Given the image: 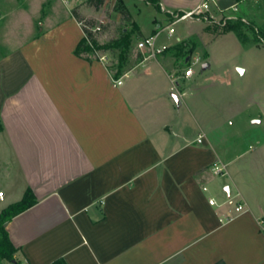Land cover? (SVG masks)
I'll list each match as a JSON object with an SVG mask.
<instances>
[{
	"label": "crops",
	"instance_id": "obj_1",
	"mask_svg": "<svg viewBox=\"0 0 264 264\" xmlns=\"http://www.w3.org/2000/svg\"><path fill=\"white\" fill-rule=\"evenodd\" d=\"M203 1L159 0V10L169 17ZM46 2L36 31L0 48V212L28 188L37 199L7 223L18 251L0 264H264V143L247 156L241 131L219 124L222 98L195 68L177 72L196 44L178 36L173 53L115 79L101 58L76 54L84 32L73 9L86 0H51L48 12ZM211 4L215 17L264 21V0ZM139 26L142 38L156 32Z\"/></svg>",
	"mask_w": 264,
	"mask_h": 264
},
{
	"label": "rangeland",
	"instance_id": "obj_2",
	"mask_svg": "<svg viewBox=\"0 0 264 264\" xmlns=\"http://www.w3.org/2000/svg\"><path fill=\"white\" fill-rule=\"evenodd\" d=\"M116 1L105 0L104 6L99 10L89 6L86 2L81 4V7L78 6L84 14L93 15L84 16L86 19H94L96 22L93 28L98 31L95 36L101 45L111 44L110 42L122 34L120 21H115L110 16ZM38 2L39 0H0V4L6 7L9 13L8 16H5L0 11V15H3L0 17V38L2 35V39L5 41L7 39L8 42L0 43V48H4L5 45L6 47L11 46L14 40H19L22 37L27 39L30 31H36L38 27L37 18L42 15V13L38 15ZM50 3L51 0H47L45 4L44 8L47 12ZM125 4L146 35L151 34L154 28L157 31L159 28L173 23L171 25L175 28V32L169 34L167 30H163L159 36L160 42L172 43L165 52L169 51V54L174 52L171 47L173 48L181 42L176 41L178 36L180 38L186 37L185 39L189 42L188 48L196 44V53H189L194 56H191L187 62L188 64L185 63L177 72L183 74L184 70L192 65L195 68L193 76L204 77L203 81L205 80V82L203 83L210 84L211 90L222 98V105L226 104L229 107L223 114H220L219 124L230 127L233 131L240 130V136L237 137L244 143L243 148L246 147L247 156H253L254 152L250 150H254L256 142L264 143V21L253 17L255 15L242 17L238 13L230 19L229 23H240L242 25L241 38L231 31L223 36H218L217 40L207 43L222 30L221 24L227 22L228 19L219 16L213 17L211 20L205 18L208 22L206 24L209 33L204 34L205 22L195 20L196 17L176 20L177 15L174 14L168 17L164 11L159 10L155 5L145 0H125ZM18 6L20 8L16 11L15 8ZM250 6L253 9L250 14L256 13L258 9L255 4L250 3ZM102 13L104 15L101 18ZM48 14L46 13L44 18L48 19ZM154 18L161 21L160 27H156L153 22ZM106 24L110 26L103 29L102 26ZM99 28L100 30H98ZM141 38L142 36H134L127 67L140 62L145 57L144 52L138 49L136 45ZM205 50L209 53L210 68L204 71V75H201V66L206 59L202 53ZM119 51L117 48L99 50L97 55L106 64L117 66L119 64ZM186 55H188V52ZM181 60L180 57L179 61ZM220 108L222 107L220 106ZM236 110L241 112L237 114L235 113ZM254 119L258 122H253ZM229 121H231L230 126ZM261 158L264 159V153L261 154Z\"/></svg>",
	"mask_w": 264,
	"mask_h": 264
},
{
	"label": "trees",
	"instance_id": "obj_3",
	"mask_svg": "<svg viewBox=\"0 0 264 264\" xmlns=\"http://www.w3.org/2000/svg\"><path fill=\"white\" fill-rule=\"evenodd\" d=\"M148 3L155 5L160 9L159 0H145ZM86 3L99 10L105 4V0H86ZM113 10L120 13V22L122 34L112 42L111 44L101 45L95 34L98 32L94 30L96 22L94 19H86V17L79 12L78 7L73 9V14L75 18L80 22L82 30L84 32L83 38L80 40L76 47V54L89 60L93 61L95 59H100L97 55L99 50H110L112 48H117L119 51L118 59L119 64L115 66L114 64H106L110 74L113 78L118 79L128 72L135 64L127 67V61L129 58L130 50L133 46L134 36H141V30L139 24L133 19L132 13L126 6L124 0H117L114 4ZM183 13V12H180ZM227 22L221 24L222 30L217 33L216 36H221L228 32H235L239 38L242 37V25L240 23H229ZM102 26V25H101ZM109 24L103 25L102 28L105 29L109 27ZM100 30V28L98 29ZM137 45V44H136ZM140 52V51H139ZM185 55L191 53L190 50L185 51ZM0 128L2 124L0 122ZM37 202L34 192L31 188H28L24 193L23 197L10 205L4 207L0 212V262L3 260H14L15 254L18 251V247L12 242L8 230L7 223L17 214L28 209L33 204ZM49 264H67L63 258L57 259Z\"/></svg>",
	"mask_w": 264,
	"mask_h": 264
},
{
	"label": "built area",
	"instance_id": "obj_4",
	"mask_svg": "<svg viewBox=\"0 0 264 264\" xmlns=\"http://www.w3.org/2000/svg\"><path fill=\"white\" fill-rule=\"evenodd\" d=\"M234 11L238 10L237 4L233 5L231 7ZM212 11V4L211 0H204L202 3L198 4L196 7H194L191 10L185 11L183 13H177V19H185V18H197V17H204L207 20H211L214 16ZM226 19H231V15L223 16ZM173 23H169L166 26L159 28L155 33L141 38L137 42V48L142 50L145 54V58L148 57H155L158 55H161L165 52V50L169 47V44L160 42L159 41V36L163 30H167L169 34H172L175 32V28L171 25ZM194 73V68L192 65L187 67L184 70V77H190ZM118 82H121V79L118 80ZM198 141H202V135L199 136ZM215 172L217 174H224L225 172V165H216L215 166ZM0 197H3V192H0ZM210 203L215 204L216 200L214 198H210ZM245 210V204L243 202H237L235 205V211L236 212H242Z\"/></svg>",
	"mask_w": 264,
	"mask_h": 264
},
{
	"label": "water",
	"instance_id": "obj_5",
	"mask_svg": "<svg viewBox=\"0 0 264 264\" xmlns=\"http://www.w3.org/2000/svg\"><path fill=\"white\" fill-rule=\"evenodd\" d=\"M207 66H208V63L206 62V63H204V64L202 65V68L204 69V68H206ZM174 98H175V100H177L176 96H174Z\"/></svg>",
	"mask_w": 264,
	"mask_h": 264
}]
</instances>
